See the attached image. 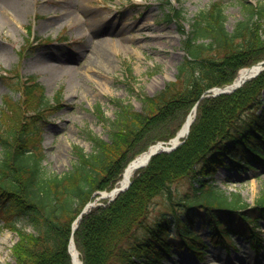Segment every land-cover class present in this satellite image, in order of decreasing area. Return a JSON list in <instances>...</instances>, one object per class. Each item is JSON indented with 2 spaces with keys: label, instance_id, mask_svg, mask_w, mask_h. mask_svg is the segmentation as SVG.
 <instances>
[{
  "label": "trees",
  "instance_id": "obj_1",
  "mask_svg": "<svg viewBox=\"0 0 264 264\" xmlns=\"http://www.w3.org/2000/svg\"><path fill=\"white\" fill-rule=\"evenodd\" d=\"M163 1L164 17L178 23L186 52L177 81L154 96H141L140 112L114 100L110 141L93 137L90 154L77 147L68 172L51 174L44 164V128L58 110L59 95L50 101L36 77L17 76L13 87L19 97H5L0 111V220L22 234L13 249L14 264H72V236L83 264H157L169 253L166 239L172 226L183 242L188 239L190 250L207 247L189 230L188 223L196 218L210 225V241L224 244L234 231L249 232L251 242H261L253 230L258 218L264 220V193L250 206L213 181L221 167L244 172L264 166V72L232 94L200 97L232 83L238 70L264 59V6L236 0L243 18L229 31L223 5L212 3L187 31L183 9ZM198 101L185 142L171 153L154 156L135 173L127 191L84 214L73 234L74 221L95 193L113 188L136 155L173 137ZM98 111L104 118L101 107ZM179 180L189 187L185 198L172 204V218L147 224L154 198L170 192ZM225 224L230 227H221ZM19 225L33 232H23Z\"/></svg>",
  "mask_w": 264,
  "mask_h": 264
},
{
  "label": "rangeland",
  "instance_id": "obj_2",
  "mask_svg": "<svg viewBox=\"0 0 264 264\" xmlns=\"http://www.w3.org/2000/svg\"><path fill=\"white\" fill-rule=\"evenodd\" d=\"M246 1L264 6V0ZM171 2L173 7L183 9L187 31L199 12L216 2L224 7L229 31L243 18L242 8L236 0ZM166 7L163 0H28L24 14L11 6L0 7V108L5 97L13 95L17 89L13 87L16 80L10 78L12 73L7 74L8 71H16L23 77L35 76L44 85L47 97L57 93L60 96L58 110L49 117L44 128V164L49 173L68 172L76 162L77 147L86 154L92 153L93 137L110 141V123L117 112L114 100L140 112L141 96H154L165 89L166 84L177 81L185 55L183 36L178 23L164 17ZM38 56L46 57L43 67L36 63ZM107 58L110 62L103 64L101 60ZM53 68L59 72L54 74ZM227 85L230 84L216 88ZM219 94L212 91L204 97ZM100 107L104 118L98 111ZM181 141L183 144L185 139ZM160 142L164 141L153 145ZM213 183L232 198L240 195L250 205L264 193V166L244 172L231 166L221 167ZM188 187L186 180H179L171 184L170 192L156 196L146 223L152 224L162 217L171 219L172 204L185 198ZM106 202L111 201L101 199V196L94 200L95 207ZM22 226L23 232H33L28 225ZM257 229L264 234V222H260ZM192 230L195 233L197 230L198 236L206 237L210 233L208 225L201 226L199 221ZM21 238L20 231L7 228L0 220V264L15 263L13 249ZM168 241L171 242L170 254L157 264H220L215 259L217 256L226 261L251 258L254 264H264V240L256 252L250 248L246 237H237L232 243L240 251L232 254L213 246L195 254L181 245L175 236Z\"/></svg>",
  "mask_w": 264,
  "mask_h": 264
},
{
  "label": "bare ground",
  "instance_id": "obj_3",
  "mask_svg": "<svg viewBox=\"0 0 264 264\" xmlns=\"http://www.w3.org/2000/svg\"><path fill=\"white\" fill-rule=\"evenodd\" d=\"M27 1L28 0H0V7L6 8V7L11 6L14 9H16L18 11V13L24 14L26 12V9H27ZM44 59H46L45 56H38V58L36 59V63L40 64V66L43 67L46 64ZM101 61H102V63L104 62L103 64H108L110 62V60L108 58L102 59ZM257 68H258V64L255 66H252L250 68L242 69L240 71L239 75L237 76V78L235 79V81L232 83L233 85L230 84V85H227L226 87L231 86V85L234 86L236 84L241 83L248 76L253 74V72ZM52 70H53L54 74H57L59 72L56 68H53ZM194 119H195V110H193L192 112H189V114H188V116H187V118L183 124V127L180 130L181 132L179 131L180 132V138L178 139V141H181V139L187 137ZM151 148H149V150H147L146 152L141 153L138 156H136L135 159H133L132 161H130L126 165V167L124 168V170L122 172V176L119 178V180L117 181V183L115 184V186L112 189L125 188L131 183L132 178H133L135 172L137 171V168L141 164H144L145 162H147L149 160V158H150L149 151L151 150ZM157 148H158V146H156V149ZM154 149L155 148L153 147V150ZM105 193H109V192H103L102 196L105 195ZM117 195L114 192H112L111 196L116 197ZM109 196L106 198H109ZM102 198H104V197H102ZM112 200H113L112 198H109V201H112ZM70 251L73 255L74 264H82L80 257H79V253L76 250L74 243L71 244ZM215 259L219 260L220 264H222L223 262H228L229 264H254V259H251V258H244V259H236L235 258V259H231L230 261H226L223 258L217 256V257H215Z\"/></svg>",
  "mask_w": 264,
  "mask_h": 264
},
{
  "label": "water",
  "instance_id": "obj_4",
  "mask_svg": "<svg viewBox=\"0 0 264 264\" xmlns=\"http://www.w3.org/2000/svg\"><path fill=\"white\" fill-rule=\"evenodd\" d=\"M261 71H264V62L259 63L258 64V68L253 72V74H251L250 76H248L241 83L236 84L234 86H232L233 85L232 84L231 85L232 87L231 86H228V87H225V88H222V89H215V91H216V93L220 92V94L233 92L237 88H239L245 81L253 78L254 76H256ZM180 132L177 134V136L174 139L170 140L169 142H167V143L166 142H160L157 145L153 146L155 148L154 150H153V147L152 148L150 147L151 148V150L149 151L150 158L152 156L158 154V153H161V152H168L169 153V152H172L173 150H175L182 143V141H178V139L180 138ZM156 146H158L157 149H156ZM150 158H149L148 161H150ZM148 161L145 162L144 164H141L137 169L142 168V167H145L148 164ZM129 185L127 187L121 188V189H112L111 192L105 193V195H103V196L101 195V197H104L105 198V197H108L110 195L109 197L112 198V199H114L115 197L111 196L112 195V192H114L117 195V194L125 191L129 187ZM94 205L95 204H90V205L86 206V208L82 211L81 215L79 216L78 220L82 217L83 214H85L87 212V210H88L89 207L94 206ZM77 226H78L77 224L74 225L73 230H75L77 228ZM71 243H74V241L71 240ZM71 255H72V253H71ZM72 260H73V255H72ZM73 264H74V261H73Z\"/></svg>",
  "mask_w": 264,
  "mask_h": 264
}]
</instances>
